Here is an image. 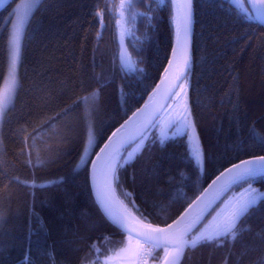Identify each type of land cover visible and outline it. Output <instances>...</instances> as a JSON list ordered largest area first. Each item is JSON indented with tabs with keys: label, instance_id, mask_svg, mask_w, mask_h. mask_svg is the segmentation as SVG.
I'll list each match as a JSON object with an SVG mask.
<instances>
[{
	"label": "trees",
	"instance_id": "trees-1",
	"mask_svg": "<svg viewBox=\"0 0 264 264\" xmlns=\"http://www.w3.org/2000/svg\"><path fill=\"white\" fill-rule=\"evenodd\" d=\"M18 1L0 13V86ZM119 3L42 0L26 26L18 90L0 127V264H101L126 245L127 235L93 196L90 163L160 81L173 50L174 15L171 0H134L125 24ZM194 8L188 105L202 164L191 156L188 136L161 143L154 130L132 161L124 163V153L116 172L119 199L159 227L174 222L224 170L264 156V27L230 0H194ZM119 32L134 69L121 63ZM97 91L86 108L81 97ZM89 128L95 152L78 168ZM252 185L264 191V177ZM241 225L234 243L186 249L181 264H264V201ZM163 254L159 248L149 264Z\"/></svg>",
	"mask_w": 264,
	"mask_h": 264
},
{
	"label": "snow or ice",
	"instance_id": "snow-or-ice-1",
	"mask_svg": "<svg viewBox=\"0 0 264 264\" xmlns=\"http://www.w3.org/2000/svg\"><path fill=\"white\" fill-rule=\"evenodd\" d=\"M6 0H0V6H3ZM41 0H22L23 12L19 9L14 10L16 12L15 22L12 24V32L8 41V58H7V73L3 78L2 86H0V123H2L8 108L12 105L16 90L18 88V68L22 55V39L25 34V29L28 21L31 18L32 12L39 6ZM160 4L164 3V0H159ZM173 8L175 9V15L173 20L176 26V43L177 47L173 49L172 56L177 60V68L181 69L176 79L180 80L183 77V83H186L188 76L185 74L190 67V54H189V41L192 26V0H171ZM232 3L237 4L241 11L244 13L247 19L255 18L260 23H264V0H247V4H251L255 15L249 13L245 0H232ZM134 6V0H120L118 6V14L121 20L127 24V15L131 12ZM99 14V13H98ZM119 23V20L117 21ZM123 64L130 69H134V63L131 60L130 54H125L122 57ZM169 68H172V64L169 63ZM167 75V71L165 72ZM170 95H178L176 92H170ZM98 97V91L93 92L91 96L81 97V101L87 108L92 101ZM148 105H145V109H148ZM143 113L144 110H141ZM139 115V114H138ZM177 127L178 133L190 132L188 136L189 143L191 145L190 154L196 160L197 164H202V149L199 144L198 137L196 135L195 124L192 120L191 112L184 107L183 112L180 114L179 119L173 122ZM119 131V130H118ZM115 135V133L113 134ZM143 137V133L141 134ZM260 142L264 143V137H259ZM89 142H91V128H89ZM113 141H109V144L104 145V149H108L109 145ZM140 144H143L141 138ZM163 143V139L161 140ZM2 145V140H0ZM101 149V152H104ZM85 149V154H86ZM110 158L107 161V170L111 174L112 180L116 177V166L120 164L118 159V153H108ZM130 158L132 154H128ZM97 159H100L98 156ZM83 162V159L81 160ZM127 162V161H125ZM31 165V160L28 161ZM43 161L37 160V166H40ZM95 168V165L93 166ZM231 175H228V174ZM227 176L230 184H243L247 183L248 188L246 194H241L240 197L234 198L233 202L227 206V211L217 212L213 217L215 223L206 227L203 231H200L196 235H189L191 232V226L188 224H182L185 216H188V212H185L184 216H181L179 220L175 222V225H170L173 228L171 233H167L166 229H156L155 231L166 233L171 237V248L160 243V236H146L144 243L149 246L150 249L164 247L165 255L169 252L174 253L170 260L166 259L165 264H179L180 259L183 257L186 249L195 250L201 244L216 243V246H222L225 240L234 243L242 235L241 221L247 217L250 212L255 209L262 201H264V193L252 188V181L257 178L264 177V156H260L256 159H249L243 161L241 164H237L234 168H229L228 172L224 174ZM19 181V178H13ZM219 179V178H218ZM30 188H35V181H19ZM44 187L46 185H39ZM109 192H114L110 182H107L106 189L101 190L98 188L97 196L98 200L104 207L106 213L111 217L113 223L117 224L122 229H126V217L122 214H116L111 211V198L108 195ZM130 195V194H128ZM199 203V201H197ZM192 210V206L189 208V212ZM210 203L205 204L202 208L198 209L199 215L196 216L197 220L203 219V215L211 211ZM223 211V210H222ZM219 217V219H217ZM95 247V246H94ZM129 249L126 246H122L119 249H113L112 254L107 256V260H123L122 253L128 252ZM147 252H141L136 250L133 258L127 261V264H143L144 257L148 255ZM227 264V260H225Z\"/></svg>",
	"mask_w": 264,
	"mask_h": 264
},
{
	"label": "water",
	"instance_id": "water-1",
	"mask_svg": "<svg viewBox=\"0 0 264 264\" xmlns=\"http://www.w3.org/2000/svg\"><path fill=\"white\" fill-rule=\"evenodd\" d=\"M16 0H6V3L3 6H0V13L7 9L11 4H13ZM247 1V0H246ZM251 14L254 16V10L252 9L251 4H248ZM192 9V26H191V34H190V41H189V54H190V67L185 73L187 76L191 74L192 68V61H193V43H194V34H195V8H194V0H192L191 4ZM173 15H175V9L173 8ZM255 19V18H254ZM256 20V19H255ZM174 21V20H173ZM262 27H264V23H260L256 20ZM119 39V48H120V57L121 63L125 66L122 62V57L125 54L131 53L128 49V46L125 41V37L122 32L118 33ZM177 47L176 43V26L174 22V44L173 49ZM173 51V50H172ZM132 60V56H131ZM133 62V60H132ZM169 63L172 64V68H169ZM126 67V66H125ZM167 71V75L165 72ZM181 69L177 68V60H175L172 56H170L168 65L160 78L157 86L153 90V92L149 95L146 102L143 106L138 109L133 115H131L119 128H117L111 136L108 138L105 144H109V141H113L112 144L109 145L108 149H104V145L101 149H104V152H101V149L96 153L94 158L90 163V182H91V189L93 196L101 209L104 216L119 230L125 233L127 236L136 238L144 242L146 236H160L161 240L160 243L162 245H166L168 247L171 246V237L166 235V233L155 231L156 229H166L167 233H171L173 228H170V225H175V222L180 219L181 216H184L185 212H188V216H185L184 221L182 224H188L191 226V232L189 235H194L195 231L207 220V218L212 213L213 209L221 202V200L231 191V189L236 186L237 184H230L228 181L227 176L224 174L228 172L229 168H234L235 165L241 164L243 161L232 165L231 167L224 170L217 178H215L205 189L204 191L195 199V201L190 205L192 206V210L189 212L190 206L171 224L165 227H159L152 224H148L138 218L134 213V215L138 218L135 220L132 217H128L123 214L117 207L113 199L111 198L110 194L108 195L111 198V211L116 214H122L126 217V229H122L117 224L113 223L111 217L106 213L104 207L98 200L97 192L98 188L102 191L106 189V182H105V172L107 168V161L110 158L107 154L108 153H121V159L126 152V150L133 145L134 143L144 138L149 132L152 131L153 127L166 111L168 106L170 105L172 99L174 98L173 95H170V92H178L181 84L183 83V77L180 80H177L176 77L179 75ZM145 105H148V109H145ZM141 110H144L142 113ZM139 114V115H138ZM193 120V119H192ZM194 122V120H193ZM195 124V123H194ZM196 128V126H195ZM119 130V131H118ZM115 133V135H113ZM143 133V137L141 134ZM190 135V133H189ZM196 135L199 140L200 147L202 149L201 141L199 134L196 129ZM100 159H97V157ZM256 159V158H252ZM249 160V159H247ZM245 161V160H244ZM95 165V168L93 167ZM118 168V165H117ZM116 168V172H117ZM228 175H231L230 173ZM219 178V179H218ZM114 190H115V180H114ZM115 194L118 197L116 190ZM119 199V197H118ZM120 200V199H119ZM121 201V200H120ZM199 201V203H197ZM122 202V201H121ZM123 203V202H122ZM210 203L211 211L207 212L203 215V219L197 220L196 216L199 215L198 209L202 208L205 204ZM124 204V203H123ZM125 205V204H124ZM126 206V205H125ZM127 207V206H126ZM128 208V207H127ZM129 209V208H128ZM130 210V209H129ZM132 212V211H131ZM164 248V247H160ZM159 248H157L158 250ZM186 251V250H185ZM156 252V249H155ZM185 254V252H184ZM184 256V255H183ZM171 259V258H170ZM168 259V260H170ZM183 257L180 259L179 264H181ZM165 264V262L163 263Z\"/></svg>",
	"mask_w": 264,
	"mask_h": 264
},
{
	"label": "rangeland",
	"instance_id": "rangeland-1",
	"mask_svg": "<svg viewBox=\"0 0 264 264\" xmlns=\"http://www.w3.org/2000/svg\"><path fill=\"white\" fill-rule=\"evenodd\" d=\"M230 1L232 2V0H230ZM245 3L248 7L249 12H251L246 0H245ZM234 5L239 7L237 4H234ZM16 9H19V11L21 13L23 12L24 9L22 7V0L18 1L14 10H16ZM33 12H32V14H33ZM32 14H31V16H32ZM15 16H16V12L13 11L11 24H10V35L12 32V24L15 22ZM23 38H24V36H23ZM22 44H23V39H22ZM20 63H21V61H20ZM19 71H20V64H19V68H18V80H19ZM191 78H192V74H189L187 82L181 84V87L179 88V90L177 92L178 95L174 96L170 105L168 106L166 111L163 113V115L160 117V119L157 121V123L153 127L152 131L149 132L144 138H142L143 144H140L139 143L140 141H138V142L134 143L133 145H131L126 150V153L124 155V163H128V162L132 161L136 157V155L144 149L148 140L151 138L152 132L154 130L157 131L159 139L160 140L163 139V141H166V140H169L172 138H176L179 136H189L190 132L178 133L177 127L174 125L173 122L177 121L179 119V116L183 112V109L185 106H187V108L190 110L189 105H188L189 104L188 103V91H189V88L191 86ZM17 90H18V88H17ZM17 90H16V93H17ZM15 97H16V95H15ZM14 100H15V98H14ZM13 103H14V101H13ZM13 103H12V105H13ZM190 112H191V110H190ZM1 124L2 123H0V127H1ZM95 147H96V139H95L94 133L91 131V142H89V137H88V141H87V144L84 148V152H83L81 159L78 163V168H81L90 162V160L92 159V156L95 152ZM85 149L87 150L86 154H85ZM129 153H131L132 157H134V158H130L128 155ZM82 159H83V162H81ZM125 161H127V162H125ZM247 188H248V185H246L240 189L233 188L230 192H228V194H226V196L221 200V202L213 209L212 213L207 218V220L195 231L194 235L198 234L200 231H203L209 225L215 223V221L213 220V217L216 215V213L220 212L221 215H223V212L227 211V206H229L230 203L233 202L234 198L240 197L241 194H246ZM252 188L257 189L253 185H252ZM257 190H259V189H257ZM259 192L264 193V191H260V190H259ZM217 219H219V217H217ZM126 238L127 239H126V245L125 246L129 249V251L121 254V256L124 259L123 260H116V259L107 260L106 262H103L101 264H127V261L133 258V255H134L136 250H140L141 252H144V243L141 240L130 237V236H127ZM169 248H171V246ZM156 252H157V248H156ZM173 255H174V253L169 252L168 255L166 256L165 252H164L161 262L152 261L151 264H163L166 259H170Z\"/></svg>",
	"mask_w": 264,
	"mask_h": 264
},
{
	"label": "bare ground",
	"instance_id": "bare-ground-1",
	"mask_svg": "<svg viewBox=\"0 0 264 264\" xmlns=\"http://www.w3.org/2000/svg\"><path fill=\"white\" fill-rule=\"evenodd\" d=\"M118 159L120 160L121 158V153H118ZM117 168V166H116ZM105 182L107 184V182H110L111 185H112V188L114 189V180H112V177H111V174L108 172L107 168H106V172H105ZM111 198L113 199V201L115 202L116 204V207L123 213L125 214L126 216L128 217H132L134 218L135 220H138V218L131 212V210H129L119 199L118 197L116 196L115 194V190L114 192H109Z\"/></svg>",
	"mask_w": 264,
	"mask_h": 264
},
{
	"label": "built area",
	"instance_id": "built-area-1",
	"mask_svg": "<svg viewBox=\"0 0 264 264\" xmlns=\"http://www.w3.org/2000/svg\"><path fill=\"white\" fill-rule=\"evenodd\" d=\"M155 249L156 248L150 249L149 246L144 243V252H147L149 254L144 257L143 264H149L150 263V260L153 256V254L155 253Z\"/></svg>",
	"mask_w": 264,
	"mask_h": 264
}]
</instances>
